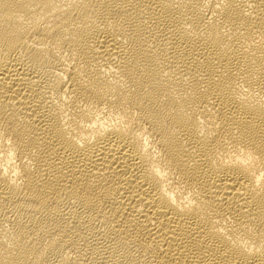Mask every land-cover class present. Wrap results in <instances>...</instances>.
<instances>
[{
    "label": "bare ground",
    "instance_id": "bare-ground-1",
    "mask_svg": "<svg viewBox=\"0 0 264 264\" xmlns=\"http://www.w3.org/2000/svg\"><path fill=\"white\" fill-rule=\"evenodd\" d=\"M0 264H264V0H0Z\"/></svg>",
    "mask_w": 264,
    "mask_h": 264
}]
</instances>
